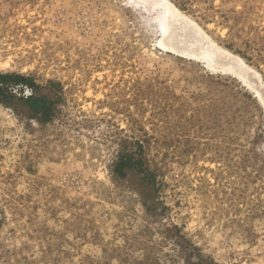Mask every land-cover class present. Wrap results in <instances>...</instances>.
Listing matches in <instances>:
<instances>
[{
    "label": "rangeland",
    "instance_id": "374dc122",
    "mask_svg": "<svg viewBox=\"0 0 264 264\" xmlns=\"http://www.w3.org/2000/svg\"><path fill=\"white\" fill-rule=\"evenodd\" d=\"M170 1L261 84L127 0H0V73L35 85H0V264H264V0Z\"/></svg>",
    "mask_w": 264,
    "mask_h": 264
},
{
    "label": "bare ground",
    "instance_id": "6f19581e",
    "mask_svg": "<svg viewBox=\"0 0 264 264\" xmlns=\"http://www.w3.org/2000/svg\"><path fill=\"white\" fill-rule=\"evenodd\" d=\"M156 20L160 34L158 37L163 36L157 43L166 52L193 56L194 59L209 63L213 69L238 71L254 81L255 85L261 84L259 76L240 56L222 48L207 37L197 24L170 0H164Z\"/></svg>",
    "mask_w": 264,
    "mask_h": 264
},
{
    "label": "trees",
    "instance_id": "16d2710c",
    "mask_svg": "<svg viewBox=\"0 0 264 264\" xmlns=\"http://www.w3.org/2000/svg\"><path fill=\"white\" fill-rule=\"evenodd\" d=\"M3 83H14L16 85L22 84L30 87L31 89L35 88L31 77H27L19 73H0V85ZM26 103L29 109L32 110L34 114L39 116V120L44 122L48 120V112L50 110L51 103H49L44 97H34L33 93H31L28 97H26ZM130 160V156L125 159L121 158L120 162L116 166L117 172L121 174L123 167L130 168L132 166Z\"/></svg>",
    "mask_w": 264,
    "mask_h": 264
},
{
    "label": "clouds",
    "instance_id": "9594fccd",
    "mask_svg": "<svg viewBox=\"0 0 264 264\" xmlns=\"http://www.w3.org/2000/svg\"><path fill=\"white\" fill-rule=\"evenodd\" d=\"M164 0H127V6L131 8L138 16L139 19L147 20L144 29L146 39H151L158 34V24L156 17L162 10ZM26 87V86H19ZM16 91V89H13Z\"/></svg>",
    "mask_w": 264,
    "mask_h": 264
}]
</instances>
